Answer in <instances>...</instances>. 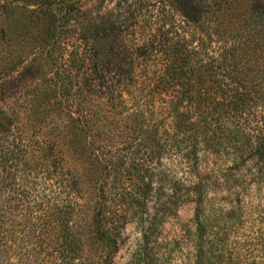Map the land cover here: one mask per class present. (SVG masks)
<instances>
[{"label": "trees", "instance_id": "obj_1", "mask_svg": "<svg viewBox=\"0 0 264 264\" xmlns=\"http://www.w3.org/2000/svg\"><path fill=\"white\" fill-rule=\"evenodd\" d=\"M204 153L247 166L221 191L264 187V0H0V264H114L129 224L134 264H264L228 248L250 205L213 203Z\"/></svg>", "mask_w": 264, "mask_h": 264}, {"label": "rangeland", "instance_id": "obj_2", "mask_svg": "<svg viewBox=\"0 0 264 264\" xmlns=\"http://www.w3.org/2000/svg\"><path fill=\"white\" fill-rule=\"evenodd\" d=\"M114 1V0H112ZM94 2V0H92ZM110 4L106 5L109 8ZM5 40V39H3ZM44 68L43 71H47ZM13 99L9 100V104ZM250 169H255L254 162H249ZM247 166L233 164L225 156L204 153L201 155L200 175L211 187L213 203L220 201L224 207H236L243 201L249 208V220L244 223L236 222L228 237V248L243 254L248 261L253 258L264 261V187L260 189L253 183H245L242 188L231 189L223 192L222 181L226 174L237 175L239 171L246 172ZM230 203V204H229ZM194 205L182 206L177 216L170 218L163 225L161 233L162 248L171 250L170 261H187L191 258L188 252V231L193 228ZM140 231L135 224L126 226L123 241L117 253L114 264H134L140 244ZM252 252L253 257L249 254ZM248 257V258H247Z\"/></svg>", "mask_w": 264, "mask_h": 264}]
</instances>
